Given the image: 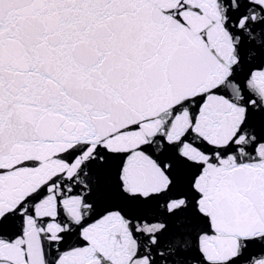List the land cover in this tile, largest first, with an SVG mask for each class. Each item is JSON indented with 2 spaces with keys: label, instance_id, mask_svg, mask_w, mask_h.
Instances as JSON below:
<instances>
[{
  "label": "snow or ice",
  "instance_id": "snow-or-ice-1",
  "mask_svg": "<svg viewBox=\"0 0 264 264\" xmlns=\"http://www.w3.org/2000/svg\"><path fill=\"white\" fill-rule=\"evenodd\" d=\"M0 264H264V0H0Z\"/></svg>",
  "mask_w": 264,
  "mask_h": 264
}]
</instances>
